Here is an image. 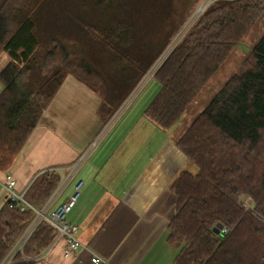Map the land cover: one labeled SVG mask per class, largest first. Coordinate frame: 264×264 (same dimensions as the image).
Segmentation results:
<instances>
[{
    "label": "trees",
    "instance_id": "obj_1",
    "mask_svg": "<svg viewBox=\"0 0 264 264\" xmlns=\"http://www.w3.org/2000/svg\"><path fill=\"white\" fill-rule=\"evenodd\" d=\"M42 3L4 0L0 5V50L9 56L0 71L2 171L12 166L66 75L99 95L104 123L113 111L108 104L110 83L81 47L67 37H51L47 43L38 38L35 19ZM99 3L98 22L89 10L66 8L64 20L69 18L84 34L90 32L114 67L132 76L126 93L152 64L150 56L144 61L138 58L137 65L128 60L124 50L135 25L121 20L119 10H115L117 18L109 17L112 0ZM262 14L261 0L208 4L155 70L153 77L160 87L144 115L163 130L171 128ZM175 145L196 169L180 170L170 184L175 201L167 241L179 248L174 264H264V34L250 49L245 66L212 96ZM58 182L55 172H41L26 188L25 200L40 209ZM238 194H244L245 201ZM33 217L30 208L0 210V262ZM218 222L226 228L223 235L212 230ZM55 235L51 225L39 222L14 253L12 264H36Z\"/></svg>",
    "mask_w": 264,
    "mask_h": 264
},
{
    "label": "crops",
    "instance_id": "obj_2",
    "mask_svg": "<svg viewBox=\"0 0 264 264\" xmlns=\"http://www.w3.org/2000/svg\"><path fill=\"white\" fill-rule=\"evenodd\" d=\"M8 60L0 50V71ZM99 104L96 92L66 75L9 170L23 190L45 168L65 169L98 138L69 182L71 189L53 206L67 198L76 180L83 181L66 220L77 226L75 236L87 250L76 259L65 257L67 242L58 239L36 264H92L90 253L106 264H174L179 248L167 241L175 201L170 184L189 166L177 137L147 121L144 110L142 120H119L106 129L109 121L100 118ZM4 174L0 170V210Z\"/></svg>",
    "mask_w": 264,
    "mask_h": 264
},
{
    "label": "rangeland",
    "instance_id": "obj_3",
    "mask_svg": "<svg viewBox=\"0 0 264 264\" xmlns=\"http://www.w3.org/2000/svg\"><path fill=\"white\" fill-rule=\"evenodd\" d=\"M99 1L100 0H43L42 7L38 10L40 14H38L35 21L37 23L38 35L40 36L38 38L41 42L47 43L51 37L55 36L59 38L67 37L66 39L72 41L71 44L76 47H81L87 58L105 73L111 86L110 103L108 102V104L113 111L108 120L109 125L106 127V129H110L111 126H114L119 120V124L133 118L142 120L144 116H140V114H142L144 108L160 87L157 79L153 77L155 70L168 55L170 50L180 42L182 37L191 28L199 14L194 16L193 21L188 26L187 23L189 20H192L193 14L195 12L197 13L198 7L205 3L206 7L214 0H188L187 2L186 0H112L113 4L111 5V12L109 11L108 13L110 15L109 17L111 18L113 16L117 18L118 15H116L115 10H119L123 14L121 20L131 22L135 25H133L135 29L132 31L131 43L124 50L128 60H131V62L137 65L138 58L141 57L144 61L150 56L149 61L152 63L136 85L126 93L125 88L128 82L131 81L130 79L132 76L130 74H121L119 72L120 70L114 67V64L111 63L112 60H109L110 56H108V53L105 52V49L102 48L103 46L97 40L90 36V32L88 33L86 31L84 34L69 18H66V21L64 20L62 10L66 8L67 11L71 10L83 13L89 10L95 22V13H100L102 9ZM261 1L264 3V0ZM118 6H120V8L116 9ZM68 13L69 12H65V15ZM96 22H98V17ZM107 23L108 22H106V24ZM100 25L103 26L105 23ZM63 27L66 28V30L62 31ZM262 34H264V14H262V17H260L246 32L239 44L231 50L225 61L190 102L179 120L174 123L171 128L165 129L168 134L179 137L183 133L186 127L189 126L197 115L206 107L212 96L222 85L231 76L239 73L243 66H245V63H247L249 59L250 49ZM166 41L167 44L161 48ZM148 62L146 64H148ZM144 118H146V120L148 119V117ZM106 133L107 131L104 134ZM188 163L189 166L187 169L191 172L195 171L196 168L194 164L191 162ZM10 168L4 171L7 172ZM66 174L67 170L64 169L63 175L65 176ZM71 186L72 184L66 189H63L55 199H59L64 191L68 192ZM50 197L48 199H50ZM56 200L52 207L57 202ZM28 226L24 228L19 237L15 240L13 246L8 253L5 254L0 264H12L14 254L9 262L5 263V261L10 258L11 252L20 246L18 241H21Z\"/></svg>",
    "mask_w": 264,
    "mask_h": 264
},
{
    "label": "built area",
    "instance_id": "obj_4",
    "mask_svg": "<svg viewBox=\"0 0 264 264\" xmlns=\"http://www.w3.org/2000/svg\"><path fill=\"white\" fill-rule=\"evenodd\" d=\"M97 143H98V138L91 143V145L89 146V148L85 153H83L73 163H71L69 166L65 168V170H67V174L65 176L63 175L64 168L61 167H49L41 171V172L43 171L55 172L60 177V182L58 186H56L54 193L51 195L50 199L47 200V202L44 204V206L41 209L34 208L30 203H28L25 200L24 192L26 188L20 191L17 190L16 180L13 174L10 171L5 172L3 177V186L6 192L4 197V206L19 210L30 208L34 211V217L30 222V225L25 230L21 238V241L20 240L18 241V243H20V246L18 244L19 247H17L15 250L11 252L10 258L6 259L5 263L9 262V260L12 259V255L16 251L21 250L24 242L29 237L31 232L38 225V223L43 220L46 221L49 225H51L56 231V235L53 242L57 241L58 239H64L67 242V247L64 249L65 257H69V258L71 257L76 259L77 257L80 256L81 253L87 250L86 246H84L80 242V240H78V238H76L75 236L77 232V226L67 222L66 220V216L69 210L71 209V207L74 205V203L79 197L80 190L83 186V181L79 179L76 180L67 198L59 202L54 208L52 207V205L55 202L56 200L55 198L57 197V195H59V193L63 189H65L68 186L69 182L75 177L84 158L86 157L88 152H90L93 148L96 147ZM238 199L241 201H245L244 194H238ZM89 261L92 264H106V261L102 257L91 253H90Z\"/></svg>",
    "mask_w": 264,
    "mask_h": 264
},
{
    "label": "water",
    "instance_id": "obj_5",
    "mask_svg": "<svg viewBox=\"0 0 264 264\" xmlns=\"http://www.w3.org/2000/svg\"><path fill=\"white\" fill-rule=\"evenodd\" d=\"M213 232L223 235L224 232L226 231V228L224 225L220 222L216 223V225L212 228Z\"/></svg>",
    "mask_w": 264,
    "mask_h": 264
},
{
    "label": "bare ground",
    "instance_id": "obj_6",
    "mask_svg": "<svg viewBox=\"0 0 264 264\" xmlns=\"http://www.w3.org/2000/svg\"><path fill=\"white\" fill-rule=\"evenodd\" d=\"M205 5H206V3H205L204 5H201L200 7H198V9H197V13L195 12V13L193 14V17L191 18L192 20H191V21L189 20V22L187 23V26L193 21L194 16L198 15V14L203 10V8L205 7ZM187 26H186V27H187Z\"/></svg>",
    "mask_w": 264,
    "mask_h": 264
}]
</instances>
